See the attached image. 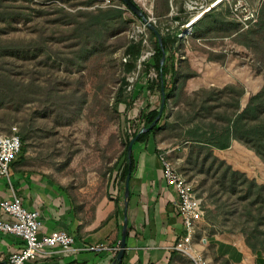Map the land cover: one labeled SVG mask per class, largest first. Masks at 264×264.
Returning <instances> with one entry per match:
<instances>
[{
  "label": "rangeland",
  "instance_id": "obj_1",
  "mask_svg": "<svg viewBox=\"0 0 264 264\" xmlns=\"http://www.w3.org/2000/svg\"><path fill=\"white\" fill-rule=\"evenodd\" d=\"M169 1L175 16L181 18L176 28L185 32L178 56L197 74L192 83L198 84V77H203L218 85L225 72L230 84L243 88V108L264 84V15L259 22L264 0H225L215 6L216 0ZM91 4V0H0V12L14 14L11 20H0V75H9L12 86L23 90L21 97L3 100L0 135L24 136V140L20 136L21 152L13 163L61 184L72 197L93 206L110 186L125 141L137 129L140 111L147 105L157 106L159 93L145 87L156 73L151 69L145 75L140 68L139 73L127 75L129 86L118 96L125 76L121 61L125 47L146 36L152 48L148 27L127 9L108 8L122 13L127 28L119 30L125 26L119 20L107 22L104 28L99 12L107 9H91ZM155 6L156 0L153 15L158 18ZM171 6L168 3L169 11ZM197 15L212 23V31L203 38L194 37L196 23L191 30L184 27ZM91 17L99 18L94 27L97 33L85 38L79 23ZM221 19L231 23L229 28L214 26ZM83 41L89 49L95 48L85 58L80 53ZM10 46L23 53L1 49ZM118 98L131 108L126 111L116 102ZM162 136L156 137L160 147L167 145ZM240 150L237 159L249 168L244 174L264 185V162L252 151ZM169 161L196 185L199 179L189 180L180 172L182 162ZM203 206L204 211L211 208L205 202ZM226 220L223 226L209 225L210 231L243 237L240 231L251 229L242 227L235 215ZM199 239L200 235L195 239L199 247L194 249L202 263L223 264L211 246L201 248ZM255 255L252 264H263L264 251Z\"/></svg>",
  "mask_w": 264,
  "mask_h": 264
},
{
  "label": "trees",
  "instance_id": "obj_2",
  "mask_svg": "<svg viewBox=\"0 0 264 264\" xmlns=\"http://www.w3.org/2000/svg\"><path fill=\"white\" fill-rule=\"evenodd\" d=\"M118 2L122 3L121 0ZM168 3L169 0H156L155 6L156 16L159 18L155 28L160 34L163 52L158 46L155 35L149 29L154 52L149 60L142 61L140 65L138 63L143 52L141 41L129 42L125 47L124 56L127 57V61L122 64L125 76L121 80L118 96L121 97L129 86L127 75L139 73L141 68L145 75H148L151 69L156 73L155 79L146 80L145 87L150 93L157 91L159 97L157 106L147 105L140 111L136 123L137 129L125 141L123 158L118 166L119 182L123 188L125 179L132 170L133 160L127 157V146L130 140L142 128H148L158 115L162 85L164 105L160 118L148 132L140 134L134 144L145 142L149 136L156 138L163 135L161 139L167 144L186 146L188 151L179 170L189 180L199 179L195 190L203 202L210 204L211 207L205 211L204 220L211 227H218L227 222L228 215L237 216L242 227H251L249 231L242 230L240 233L243 235L246 248L255 255L264 251V230H259L260 227L264 228V185L234 170L224 160L216 157L214 151L227 150L232 142L236 141L264 162V84L255 95L248 99L243 108L240 106V99L244 90L235 84H227L221 88H200L187 94L184 91L185 84L197 74L191 70L187 62L178 60L175 63L174 55L183 43L177 38L178 29L165 25L170 21L166 18L169 13ZM130 14L140 21L131 12ZM263 15L264 8L260 11L259 22H263ZM99 17L104 28L107 27V22L114 20H119L122 25H125L119 30L123 31L127 28V22L123 20L122 13L119 11L100 10ZM13 18L14 14L0 12V20ZM172 20L181 21V18L174 16ZM98 21V17H91L86 22L79 23V32L85 38L96 35L94 27ZM229 25L231 23L224 19L214 22L215 27L229 28ZM212 29V23L202 17L196 22L194 37L203 38ZM1 49L14 54L23 53V50L14 46ZM94 49H89L87 43L83 41L80 53L83 57L88 56ZM162 53L165 59L161 65ZM138 66H140L139 69ZM0 81H3V83L0 82V106H6L3 100L15 96L21 97L23 90L12 86L9 75H0ZM116 102L122 103L126 111L131 108V104L124 99L118 98ZM20 136L24 140V136ZM229 202L231 203L228 204ZM114 213H119L117 202H115ZM210 233H214L213 230ZM216 258L223 260V264H229L228 260L222 257Z\"/></svg>",
  "mask_w": 264,
  "mask_h": 264
},
{
  "label": "crops",
  "instance_id": "obj_3",
  "mask_svg": "<svg viewBox=\"0 0 264 264\" xmlns=\"http://www.w3.org/2000/svg\"><path fill=\"white\" fill-rule=\"evenodd\" d=\"M193 79L185 84L184 91L187 94L200 88H221L230 84L225 72L218 78L221 81L218 85L211 82L214 80L203 77H198L200 82L193 84ZM190 86L194 87L188 88ZM240 149L249 151L233 141L229 149L215 150L214 154L234 170L248 173V166L237 159L236 153H241ZM187 151L186 146L167 144L160 147L152 136L143 143L133 144L128 198H124V185L122 188L119 182L118 163L106 194L93 206L72 197L61 184L13 161L10 165V184L0 180V202L15 194L25 208L39 211L42 233L65 231L74 238V251L71 253L26 264H113L117 254L114 249L119 247L125 213L127 233L121 264H196L190 257L172 249L186 232L179 215L177 195L166 185L159 159L163 154L168 160L183 162ZM115 202L118 214L114 213ZM0 219L9 217L0 210ZM199 235L202 249L211 246L215 256L228 260L229 264H252V259L256 257L246 248L242 237L226 232L210 233V226L205 220L198 224L192 238L195 248L198 246L195 239ZM95 246H103L108 250H81ZM21 248L22 241L18 237L0 232V264H8L9 257Z\"/></svg>",
  "mask_w": 264,
  "mask_h": 264
},
{
  "label": "built area",
  "instance_id": "obj_4",
  "mask_svg": "<svg viewBox=\"0 0 264 264\" xmlns=\"http://www.w3.org/2000/svg\"><path fill=\"white\" fill-rule=\"evenodd\" d=\"M145 14L147 23L154 27L158 24L159 19L153 15L154 0H132ZM225 1V0H224ZM169 5L172 2L169 1ZM217 5L214 2L213 6ZM127 9V7L118 2V0H92L91 9ZM128 10V9H127ZM176 14L171 9L166 18H169L170 27H177L178 21H173L172 18ZM199 15L191 19L185 24V29L191 30L192 22L198 18ZM141 22V21H140ZM142 23V22H141ZM147 26L145 23H142ZM141 33V32H139ZM185 32L178 29L177 38L183 39ZM143 46L142 55L138 61L139 65L142 61L149 60L153 56V49L149 47L146 36L139 38ZM175 63L183 59L175 53ZM122 64L126 63L127 57L122 56ZM140 66H138L139 69ZM156 78V75H155ZM21 141L16 132L10 135H0V180H5L10 184L9 168L12 162L17 158L21 152ZM163 179L166 185L172 188L178 199L179 215L182 220L183 228L186 232L173 246V250L190 257L196 264H203L201 258L196 253L192 238L196 232L197 226L204 220V206L203 199L200 198L194 189L195 184L187 181L174 168L173 164L167 159L165 155L159 156ZM0 210L6 214L9 219H0V232L11 234L18 237L22 241V248L9 257L8 264H26L27 262L46 261L55 256H64L74 251V238L65 231H52L49 233H42V219L39 211H30L22 204L21 199L13 194L10 199L0 202ZM116 247L114 250L118 252ZM81 250L102 252L107 251L108 248L103 246L85 247Z\"/></svg>",
  "mask_w": 264,
  "mask_h": 264
},
{
  "label": "water",
  "instance_id": "obj_5",
  "mask_svg": "<svg viewBox=\"0 0 264 264\" xmlns=\"http://www.w3.org/2000/svg\"><path fill=\"white\" fill-rule=\"evenodd\" d=\"M121 2L127 7V9L133 14L135 15L142 23H145L148 27L149 30H151L153 32V34L156 37L158 46L160 47L161 51L163 52V47L161 44V37L159 32L156 30V28L147 23V18L145 16V14L142 12V10L132 1V0H121ZM165 59V55L164 53H162V57L160 59V64L162 65ZM160 95H161V101H160V105H159V110H158V115L155 118V120L152 122V124L148 127V128H142L135 137H133L128 146H127V157L128 159H130V155H131V151H132V147L133 144L135 143V141L137 140L138 136L142 133H146L148 132L159 120L160 118V114L163 110V105H164V88L161 85L160 88ZM128 183H129V174L127 175L125 182H124V198L127 199L128 198V194H129V188H128ZM125 205H126V200H125ZM126 210V207H125ZM125 213V212H124ZM126 233H127V218H126V213L124 214V220H123V225H122V231H121V239L119 242V248H118V252L115 256L114 262L113 264H121L122 262V258L124 255V250H125V238H126Z\"/></svg>",
  "mask_w": 264,
  "mask_h": 264
},
{
  "label": "bare ground",
  "instance_id": "obj_6",
  "mask_svg": "<svg viewBox=\"0 0 264 264\" xmlns=\"http://www.w3.org/2000/svg\"><path fill=\"white\" fill-rule=\"evenodd\" d=\"M223 1H224V0H216V3L219 4V3L223 2ZM201 17H202V15H199L198 18H196V19L192 22V24H195V23H196Z\"/></svg>",
  "mask_w": 264,
  "mask_h": 264
}]
</instances>
